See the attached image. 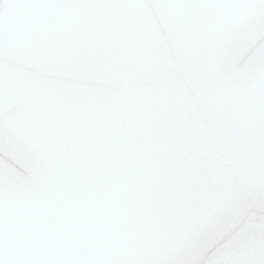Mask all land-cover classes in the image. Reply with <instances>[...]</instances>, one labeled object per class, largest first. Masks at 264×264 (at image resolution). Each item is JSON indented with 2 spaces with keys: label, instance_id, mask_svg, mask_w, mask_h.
<instances>
[{
  "label": "water",
  "instance_id": "1",
  "mask_svg": "<svg viewBox=\"0 0 264 264\" xmlns=\"http://www.w3.org/2000/svg\"><path fill=\"white\" fill-rule=\"evenodd\" d=\"M0 264H264V0H0Z\"/></svg>",
  "mask_w": 264,
  "mask_h": 264
}]
</instances>
